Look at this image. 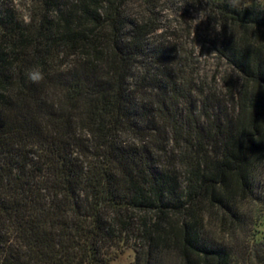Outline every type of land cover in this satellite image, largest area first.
<instances>
[{"label": "trees", "instance_id": "trees-1", "mask_svg": "<svg viewBox=\"0 0 264 264\" xmlns=\"http://www.w3.org/2000/svg\"><path fill=\"white\" fill-rule=\"evenodd\" d=\"M251 1L0 0V264H235L264 162Z\"/></svg>", "mask_w": 264, "mask_h": 264}, {"label": "rangeland", "instance_id": "rangeland-1", "mask_svg": "<svg viewBox=\"0 0 264 264\" xmlns=\"http://www.w3.org/2000/svg\"><path fill=\"white\" fill-rule=\"evenodd\" d=\"M9 1H13L17 5L21 14H28V0ZM257 3L264 6V0H257ZM257 3L251 1L248 5L249 7H255ZM172 10L174 12L177 11L179 14H183L184 19H189L191 17L190 8L184 3H178ZM169 12L171 14V11ZM173 17L172 15L170 20L176 24L178 18ZM254 181V194L257 200L246 202L242 206V213L244 216L242 228L232 234V236L223 235V242L226 246L231 248L235 264H253L254 253L256 254L258 251L262 252L263 250L262 253L264 254V245L258 246L257 250L255 249L256 240L264 242V162L257 169ZM133 258V252L131 250H126L124 254L120 255L111 264H132Z\"/></svg>", "mask_w": 264, "mask_h": 264}, {"label": "clouds", "instance_id": "clouds-1", "mask_svg": "<svg viewBox=\"0 0 264 264\" xmlns=\"http://www.w3.org/2000/svg\"><path fill=\"white\" fill-rule=\"evenodd\" d=\"M27 75L28 79L34 83H38L43 78V74L39 71H30Z\"/></svg>", "mask_w": 264, "mask_h": 264}]
</instances>
